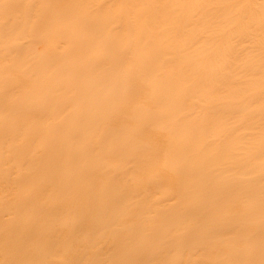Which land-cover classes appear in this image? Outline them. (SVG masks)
<instances>
[{
	"label": "rangeland",
	"instance_id": "rangeland-1",
	"mask_svg": "<svg viewBox=\"0 0 264 264\" xmlns=\"http://www.w3.org/2000/svg\"><path fill=\"white\" fill-rule=\"evenodd\" d=\"M152 1L135 0V12L130 0H96L90 7L79 8L69 14L63 12L70 9L65 3L54 1L53 8L48 10L49 23L45 24L39 16L40 5L21 9L7 0H0V129L5 130L4 135L0 134V264H206L221 260L225 256L222 249L233 240L242 241L236 250H242V245L247 247L246 242L252 239L256 241L254 235L243 237L233 231L236 226L250 228L252 222L262 217L239 214V206H235L232 199L247 194L231 192L234 187L230 179L221 174L231 171L224 165H219L214 171L216 177L207 168L199 171L194 177L201 182L202 192L191 191L177 199V203L180 201L182 204L183 199L190 198L195 208H203V216L199 218L190 214L174 217L171 213L160 215L154 212V209H161L165 198L168 205H172L165 188L154 183L146 187L151 195L136 190L138 202L134 204L130 202L123 206L124 199L115 203L104 198L106 194L119 195L123 187H133L135 179L144 180L145 171L163 160L164 151L157 150L155 144L164 142V134H151L154 124L163 128L158 130L161 133L167 130L170 135L174 132L177 137L184 138L190 136L180 132L185 123L192 127L201 125L205 132L214 130L215 118L219 116H211L215 115L214 111L221 110L216 101L207 102L214 95L219 100L226 96L252 102L264 100V95L258 98L249 95L251 83L264 77V0H158L159 8ZM255 1L261 6L254 11ZM145 7L153 8L156 14H148L138 21L136 17ZM81 14L86 20L80 19ZM258 16L263 18L260 26L255 24ZM51 18L71 23L72 32L61 37L48 36L45 41L37 42L35 35L43 26L52 27ZM82 34L87 35L88 40L83 41ZM7 35L12 37L10 42L5 40ZM50 41L56 44L57 49L47 52L43 60L50 66L55 65L54 71L58 75L65 61L71 64L60 75L63 87L54 91L65 103L53 111L68 120V125L59 130L56 129V118L39 116L37 108L25 107L21 100L36 78L30 69L34 65L31 55L36 47H44ZM66 42L76 46L69 57L65 55ZM116 45L123 50L120 51ZM133 47L138 49L134 60ZM93 50H97L96 54ZM143 52L157 54V58L141 59ZM106 54H112L115 60H107ZM56 58L58 61L52 63ZM97 59L102 60L97 62ZM14 63L22 64L21 68L11 70L9 65ZM81 65L88 68L83 69ZM232 70L239 74L233 75ZM208 73L216 78L210 90L203 81L208 80ZM222 73L231 75L226 82L220 80ZM104 74L108 76L103 79ZM80 81L84 84H79ZM94 84L96 87L91 88ZM157 84L163 89L155 90ZM105 86L111 88L102 94ZM171 86L177 101L172 105L171 116H167L169 113L162 110L167 109L162 91L169 92ZM118 93L123 96L121 102H118ZM36 94L41 96L43 93L40 90ZM79 96L88 100L82 101ZM8 97L14 98L16 112L5 106ZM93 105L101 110L91 111ZM109 105L118 109L113 110ZM74 107L82 112V116L75 112ZM19 112L27 117H20ZM115 113L123 116L126 124L116 127L110 137H99L101 129L110 127L106 119ZM143 113L148 115L149 121L142 119ZM222 113L236 114L228 107ZM89 115L99 117V123L91 134L100 139V150H89L84 135H75L68 130L71 125H83ZM228 125L230 128L234 124ZM34 126L51 128L57 136L66 138L67 142L55 148L74 149L72 160L61 155L52 164L37 163L35 159L42 154L38 145L45 135L43 132L28 134ZM134 127H138L140 139L135 152L131 156L111 157L104 149L116 148L114 143L122 142ZM192 136L195 138L196 134ZM12 152L21 154L13 157ZM86 159L111 161L119 170L96 168L91 172L94 180L82 181L79 177ZM49 168L57 169V172L52 177H43ZM21 173L27 175L25 182L17 180ZM208 178L213 180L206 182ZM44 182L63 186L65 194L56 197L58 192L51 189L45 195H39L36 189ZM256 182L264 187V178ZM98 183L104 190L96 189ZM91 188V195L85 198L77 195L78 191ZM211 189L216 191L208 193ZM30 195L31 202L20 208L18 204ZM72 197L86 203L96 201L94 197H98L106 208L103 210L98 203L79 210L59 209L50 204L60 205L66 199L74 201ZM247 197L264 200V195ZM143 207L147 210L141 213L129 210ZM260 211L264 212V203ZM103 222V229L91 231L92 226ZM226 222L230 231L214 233L210 230L219 229ZM186 225L196 229L191 235L195 241L192 245H183L179 238L181 233H185ZM152 226L158 227L157 234L150 232ZM30 231V235L26 234ZM66 233H69L68 245L66 250L60 251L65 246ZM55 238L62 242L61 247L50 253L43 250ZM114 238L121 239L123 245L104 252L115 241ZM213 241H219L214 248L211 246ZM83 243L90 247L83 248ZM71 248H76L79 254L70 252ZM131 252L137 253L138 259ZM155 252L161 253L159 259L148 257ZM259 253L264 254V250ZM116 257L121 258L117 260ZM56 258L64 262L55 263ZM219 264L225 263L221 261Z\"/></svg>",
	"mask_w": 264,
	"mask_h": 264
},
{
	"label": "bare ground",
	"instance_id": "bare-ground-1",
	"mask_svg": "<svg viewBox=\"0 0 264 264\" xmlns=\"http://www.w3.org/2000/svg\"><path fill=\"white\" fill-rule=\"evenodd\" d=\"M12 5L17 8L24 9L26 6H34L40 5L38 9L39 16L44 19V23L48 24V10L53 8L54 1H61L65 3L67 7H69V11H63L66 14L71 13L76 9H85L90 7L95 3L96 0H7ZM158 0H153V4L157 6ZM130 5L134 8V11L137 12V6L135 4V0H130ZM255 7H253L254 11L258 10L261 6L260 3L255 1ZM56 7V6H55ZM159 8V6H157ZM61 10V9H59ZM156 14V10L150 7H145L140 9L139 15L136 17L138 21H142L146 15L148 14ZM164 20H167V17H162ZM81 20H86L83 14L80 15ZM255 19V18H254ZM52 27H46L38 32L35 35V40L37 42H43L48 36H56L61 37L65 35V33L72 32L71 26L72 24L65 21H59L57 19L51 18ZM263 18L261 16L257 17L256 25L260 26ZM89 24V23H86ZM31 25L30 29L32 28ZM71 30V31H70ZM82 40H88V36L82 34ZM109 39L108 36H105ZM6 41H11L12 37L7 35L5 38ZM30 42V41H29ZM56 44L52 41L48 42L44 45V47H36L35 52L31 55V59L34 61V65L30 68L36 75V78L33 80L31 87L28 91L23 93V102L25 107H35L37 108L39 116H52L57 119L56 129H62L64 126L68 125V120L61 116L59 113H55L53 109L60 107L63 105L64 99L56 94L54 91L56 88L63 87V82L60 81L61 73L65 69L69 68L71 64L68 61L63 63V68H60V75L56 73L54 70L57 68L55 65L50 66L49 63L43 60L47 56V52H53L57 48ZM13 48L16 47L14 43L11 45ZM121 49L120 45H116ZM47 48V50H46ZM65 55L69 57L71 53L76 50V46L70 42L65 43ZM134 52V56L132 60L135 59L136 54L138 52L137 47L132 48ZM97 50H93L95 53ZM3 53V51H1ZM221 52H224L221 50ZM96 54V53H95ZM43 57V58H42ZM141 59H149L153 60L157 58V54H151L149 52H143L141 54ZM97 58H101V56H97ZM107 60L112 59L115 60V57L112 54H106L105 57ZM94 58L91 57L90 61L93 62ZM102 59H97V62H101ZM58 59H53L52 63H55ZM22 64L14 63L10 64L9 68L13 71L20 69ZM83 69H87L88 67L81 65ZM191 71V70H190ZM198 73V72H196ZM233 75H238L239 73L236 70H232ZM108 75L104 74L102 78H106ZM119 76V75H118ZM230 74L222 73L220 80L226 82L227 79L230 78ZM6 80L4 77H2ZM204 79V83L207 88L210 90L212 86L216 82V78L208 73V80ZM79 84H84L82 81ZM118 82L116 86H118ZM153 86V85H152ZM96 85H92L91 88H95ZM111 86L103 87L102 94L108 92ZM163 89L160 84L155 85V90ZM42 91V95L38 96L36 93L38 91ZM164 96V100L167 101L166 108L162 109L167 116H171L172 105L177 101L175 97V91L173 87H170V91L164 92L162 91ZM249 95L254 98L262 97L264 95V77H261L258 81L251 83L249 89ZM204 96H208L204 94ZM82 101H87L88 98L85 96H79ZM100 99V98H99ZM210 100L216 101L219 108L224 111L227 107L231 111H235L236 114L233 115H225L221 110L214 111L215 116H219L215 118V128L212 131H204V128L201 125H194L193 127L188 123H185L184 126L180 129L182 135H190L185 136L184 138L177 137L174 132L172 135L168 133L167 130H164V133L159 132L158 130L163 129L160 125L154 124L151 128V134H156L162 136L164 134V142L161 144H155V148L157 150L164 151L163 160L159 161V163L150 169L149 171H145L144 180L135 179L133 181V187H123L119 195L106 194L105 199L111 200L115 203L123 200L122 205L125 206L128 203H137L138 199H136V195L138 191L146 192V194L151 195L149 191L146 190V187L149 183H154L159 186H163L165 191L170 195L168 196L172 205H168L169 201L165 198L164 203L160 210L154 209V212H158L160 215H167L169 213L174 217L192 215L193 217L199 218L203 216L204 209L201 207H196L195 204L191 201L190 198H185L182 201V204L177 203V199L180 197L186 196L188 193L193 191L194 193L202 192L203 186L201 182L194 177L199 171H205V168L214 175V171L218 169L219 165H224L226 170L231 171L227 173V171L222 172L221 174L230 179L234 190L231 192L243 191L246 192L247 195L262 197L264 195V187L261 185H257V180L259 178H264V100L252 102L246 100H239L232 98L231 96H226L224 99L219 100L217 95H214ZM123 101V96L121 93H118V102ZM14 98L8 97L5 100V106L9 108L12 112L17 111V106L15 105ZM113 110H117L115 106L109 105ZM91 111L101 110L99 107H95L94 105L91 107ZM75 112L82 116V112L74 107ZM136 112L138 109H135ZM208 114V113H207ZM18 115L20 117H27V115L23 112H19ZM158 115V114H157ZM209 115V114H208ZM161 116V115H158ZM88 121L83 125H71L69 127V131L75 135H84L85 143L87 147L92 150H100L102 149L100 139L91 134L93 131V127H95L99 123L98 116H87ZM142 119L146 122L150 119L146 113L142 114ZM107 123L110 127L105 129H101L98 133L99 137L107 138L113 134V131L116 127H123L126 124L125 119L118 113L113 114L112 116L106 119ZM233 123L234 125L229 128L228 124ZM157 131V132H156ZM5 130L0 129V134L4 135ZM34 132H43L45 135L44 140L40 142L38 147L42 151V154L35 159L37 163H54L58 160L61 155L64 159L72 160L74 149H68L67 147L61 148V150L56 149L55 146H60L62 143L67 142L66 138H61L56 135L55 130L51 128H42L39 126H34L28 132V134H33ZM8 133V132H7ZM195 133L196 136L193 138L192 134ZM139 136H138V127H134L129 130V135L125 137V139L120 143H114L117 145L114 149L105 148L104 150L108 152L111 157L119 158L122 155L131 156L137 146L139 145ZM78 150V146L75 147ZM124 151L122 154L121 152ZM11 156L17 157L21 153H10ZM39 158V159H38ZM135 161L137 159L130 157ZM83 170L82 174L79 177L82 181H86L87 179L94 180L95 177L91 174L92 171L96 168H101L105 170V167H109L111 170H119L117 165L112 164L111 161L107 160H94L86 159L83 161ZM50 167V165H49ZM145 170V169H144ZM57 172V169L49 168L48 171L43 175V177H52ZM34 174V173H32ZM252 175V176H247ZM126 176V175H125ZM216 177V176H215ZM27 179L26 174H19L17 177L18 181L25 182ZM213 179L208 178L206 182H211ZM151 185V186H157ZM149 187V186H148ZM53 189L58 192L56 197H61L65 194L64 187L59 184H47V182L41 183L40 186L36 189L39 195H45V193L49 190ZM96 189L104 190V187L98 183L96 185ZM138 190V191H136ZM215 189L208 190V193L215 192ZM93 193V189H84V191H78L77 195L79 197L85 198ZM247 195L245 197H233V203H236L235 206H239V214L241 216H249L252 215H260L262 217L259 221L252 222L250 228H244L240 226H236L233 228L235 234H240L243 237H248L249 235L256 236V241L253 239L246 244L245 247L242 245V250H236L235 247L242 244L241 240H233L228 243L224 249H222L225 256L221 260H215L211 262H207L206 264H219L221 261L225 264H264V254L259 253V251L264 250V212L259 209L261 205H263V198L261 201H258L254 198H248ZM32 196L24 197L23 201L18 204L20 208L27 206L31 202ZM56 200L55 197L52 198ZM74 201L70 199L64 200L60 205H56L54 202H51V206L59 209H70L74 208V210L83 209V207L89 206L90 208L96 205V203L101 206L104 210L106 206L104 203L98 198L94 197L96 201L84 202L76 197H72ZM20 202V201H19ZM133 213H141L147 210V207H143L140 209H129ZM106 213V212H103ZM13 226H16L14 224ZM105 226V222L98 224L96 226L91 227V231L95 232L96 229H103ZM228 228V223L222 227L210 229L214 233H224L230 231ZM150 232L153 234L158 233V227L152 226L150 227ZM196 229L193 226L186 225L185 233H181L179 238L183 242V245H192L195 241L192 239L191 235L195 234ZM32 231L26 233L30 235ZM69 233L65 235V246L62 250H66L68 245L67 237ZM210 237L209 239H211ZM115 241L112 242L111 246H108L104 249L105 251L121 247L123 245V241L118 238H114ZM52 243V244H51ZM219 241L211 242L212 248L218 245ZM201 245V243H198ZM62 242L55 238L52 241L50 240V244L47 245L45 251L48 253L53 250H57L61 247ZM197 245V244H195ZM199 246V245H197ZM82 247L88 249L90 246L87 243H83ZM70 252L79 254V251L76 248H71ZM57 251L54 252L56 254ZM130 254L135 255L136 259H138V254L131 252ZM149 255V254H147ZM151 259H159L161 257V253H156L148 256ZM121 257H116L119 260ZM177 257L175 256V259ZM55 263H63L64 260L61 258H56ZM196 261H193L195 263Z\"/></svg>",
	"mask_w": 264,
	"mask_h": 264
}]
</instances>
